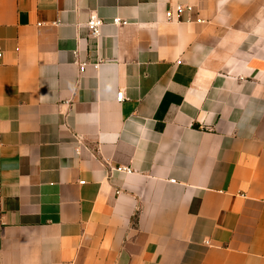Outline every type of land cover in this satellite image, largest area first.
<instances>
[{
    "label": "crops",
    "instance_id": "crops-1",
    "mask_svg": "<svg viewBox=\"0 0 264 264\" xmlns=\"http://www.w3.org/2000/svg\"><path fill=\"white\" fill-rule=\"evenodd\" d=\"M0 47V264H264V0H0Z\"/></svg>",
    "mask_w": 264,
    "mask_h": 264
},
{
    "label": "built area",
    "instance_id": "built-area-1",
    "mask_svg": "<svg viewBox=\"0 0 264 264\" xmlns=\"http://www.w3.org/2000/svg\"><path fill=\"white\" fill-rule=\"evenodd\" d=\"M191 11V7H184L182 5H179L175 8V12L174 11H168L166 13V18L169 20V21H172L174 19V13H177V14H181L182 12L184 11ZM105 22L98 17V15H95V14H92L90 16V19L87 23V28L90 32V34L93 36V37H97L100 35V32H101V29L102 27L104 26ZM128 23L126 21H122V20H115L113 22V25L115 26H122V25H127ZM3 50L2 48L0 47V59L3 57ZM86 67L87 65L86 64H82L80 65V71L81 73H84V71L86 70ZM126 100V95H125V92L124 91H120L117 95V101L118 102H123ZM125 171L129 172V170L127 169H124Z\"/></svg>",
    "mask_w": 264,
    "mask_h": 264
}]
</instances>
